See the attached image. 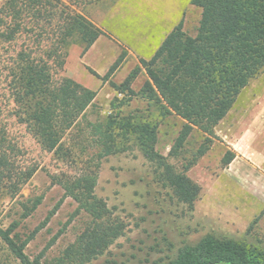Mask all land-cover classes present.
<instances>
[{
	"label": "rangeland",
	"instance_id": "rangeland-1",
	"mask_svg": "<svg viewBox=\"0 0 264 264\" xmlns=\"http://www.w3.org/2000/svg\"><path fill=\"white\" fill-rule=\"evenodd\" d=\"M62 1L83 14L103 34L85 53H81L78 43L71 44L62 69L52 66V79L70 77L95 90L96 96L83 115L64 131L62 144L70 157L61 159L42 147L15 117L7 85L9 67L20 49L28 47L32 57L44 58L49 46L45 30L50 34L45 19L35 18L30 23L35 34L44 30L41 43L34 41L30 33H22L7 50L0 49V117L22 149L25 162L38 167L15 198L0 197V228L17 222L12 234L26 238L63 196L52 175H74L86 165L97 163L95 194L125 227L102 254L86 264H150L173 256L179 247L194 244L204 235L232 238L264 249V73L251 81L215 126L205 153L197 154L205 136L197 128L176 153H171L185 120L174 113L162 114L157 106L139 96L117 108L124 97L110 80L122 82L139 64V57H150L179 22L185 33L195 36L201 9L192 0ZM3 2L0 0V6ZM45 15L48 16L46 12ZM122 53L120 65L107 81L88 70L104 75ZM146 78L142 69L132 88L138 91ZM118 110L156 122L155 149L171 174L185 175L197 188L192 205L178 198L166 171L143 155L133 137L124 151L96 158L97 146L87 123L103 120ZM227 150L234 151L235 156L228 165H223L221 158ZM38 197L41 201L37 207L27 217H21V203L31 205ZM76 206L71 197L63 199L49 221L27 243L25 252L29 257L43 251L41 260L47 263L77 238L89 224L90 216L85 211L74 213ZM0 264H19L1 237Z\"/></svg>",
	"mask_w": 264,
	"mask_h": 264
},
{
	"label": "trees",
	"instance_id": "trees-1",
	"mask_svg": "<svg viewBox=\"0 0 264 264\" xmlns=\"http://www.w3.org/2000/svg\"><path fill=\"white\" fill-rule=\"evenodd\" d=\"M192 3L201 9L195 36L185 33L179 22L150 57H139V64L122 82L110 80V83L124 97L117 108L139 96L157 106L162 114L174 113L185 120L171 153L182 147L194 128L202 131L205 136L197 152L201 155L212 142L215 126L251 81L264 73V0H192ZM35 18H44L49 26L50 34L45 30L49 46L44 58L32 57L28 47L20 49L9 67L7 85L15 117L42 147L65 159L70 156L63 147L62 135L92 104L96 91L70 77L54 80L51 69L52 66L62 69L71 44L78 43L81 53H85L103 32L62 0H4L0 6V49L7 50L22 33H30L34 41L41 43L44 30L35 34L30 25ZM123 57L124 53L104 75L88 70L107 81ZM142 69L147 78L135 91L132 83ZM87 128L96 143L98 159L124 151L133 137L143 155L166 171L178 198L192 205L197 188L185 175L171 174L170 167L155 149L156 122L118 110L103 120L88 122ZM234 156V151L227 150L221 158L222 164L228 165ZM97 166V163L86 165L74 175H52L63 196L26 238L12 234L17 222L10 223L6 229L0 228L1 239L19 264H86L123 233L125 224L95 194ZM37 169L34 163L25 162L22 149L0 117V197L15 198ZM65 197L75 201L74 213L85 211L90 216L89 224L51 261L41 260L43 251L29 257L25 252L27 243L49 221ZM40 201L38 197L31 205L22 202L21 217L30 215ZM150 264H264V249L232 238L204 235L194 244L179 247L173 256Z\"/></svg>",
	"mask_w": 264,
	"mask_h": 264
},
{
	"label": "crops",
	"instance_id": "crops-1",
	"mask_svg": "<svg viewBox=\"0 0 264 264\" xmlns=\"http://www.w3.org/2000/svg\"><path fill=\"white\" fill-rule=\"evenodd\" d=\"M99 37H100V36H99ZM97 39H98V38H97ZM97 39H96V40H97ZM96 40H95V42H96ZM93 44H94V43H93ZM93 44L89 47V49L93 46ZM89 49H88V50H89Z\"/></svg>",
	"mask_w": 264,
	"mask_h": 264
}]
</instances>
